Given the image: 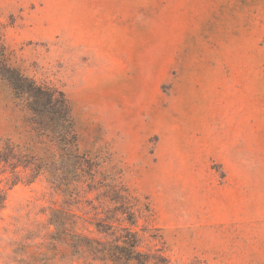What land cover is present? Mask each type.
<instances>
[{"label":"rangeland","instance_id":"obj_1","mask_svg":"<svg viewBox=\"0 0 264 264\" xmlns=\"http://www.w3.org/2000/svg\"><path fill=\"white\" fill-rule=\"evenodd\" d=\"M0 39L63 92L81 157L0 162V264H83L53 213L172 264H264V0H0ZM30 116L0 77L1 143L60 158Z\"/></svg>","mask_w":264,"mask_h":264},{"label":"trees","instance_id":"obj_2","mask_svg":"<svg viewBox=\"0 0 264 264\" xmlns=\"http://www.w3.org/2000/svg\"><path fill=\"white\" fill-rule=\"evenodd\" d=\"M0 77L11 85L15 96L25 102L31 111L30 122L33 128L41 137L45 136L53 146L58 148L60 157H53L52 154L47 155L50 158L37 157L30 154L29 151L23 152L24 149L20 145L7 139L3 143L0 140V162H11L14 165L21 163L33 165L34 170L37 172L41 170L43 165L48 167L49 171H55L53 169L61 160L67 163V160L72 157L80 159L77 136L65 95L61 91L36 83L19 68L9 64L1 39ZM52 150L54 148L51 147L46 151ZM52 171V179L59 181L58 177L60 175ZM63 181L65 180L63 179ZM59 183L63 184L61 180ZM2 198L0 193V199ZM123 213H125V216L122 220L126 219L133 223V213L127 208ZM113 217L114 214L107 216L108 219ZM116 220L120 219L117 218ZM63 222L55 213L49 218V223L56 228L50 234V247L57 249L58 245L66 244L69 251L64 252L63 256H66L69 252L71 256H76L77 260L81 259L83 264H172L163 255L141 251L138 248L139 238L137 233L130 227L119 226L116 230L114 225L109 222L98 223L97 226L101 227L98 228L99 231L104 232L109 238L97 239L72 232Z\"/></svg>","mask_w":264,"mask_h":264}]
</instances>
